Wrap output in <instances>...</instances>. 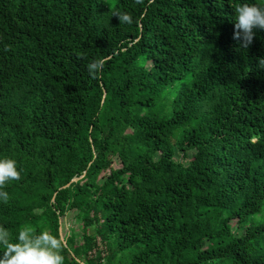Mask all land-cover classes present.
Segmentation results:
<instances>
[{
    "label": "trees",
    "instance_id": "obj_1",
    "mask_svg": "<svg viewBox=\"0 0 264 264\" xmlns=\"http://www.w3.org/2000/svg\"><path fill=\"white\" fill-rule=\"evenodd\" d=\"M242 3L264 6L0 0L14 242L30 225L63 241L64 264H264V29L233 39Z\"/></svg>",
    "mask_w": 264,
    "mask_h": 264
},
{
    "label": "clouds",
    "instance_id": "obj_2",
    "mask_svg": "<svg viewBox=\"0 0 264 264\" xmlns=\"http://www.w3.org/2000/svg\"><path fill=\"white\" fill-rule=\"evenodd\" d=\"M235 9V25L233 39L241 48H248L255 37V29H264V6L242 3L233 6ZM122 24L133 23L127 13H116ZM101 62L94 61L88 65L90 75L95 76L101 70ZM258 67L264 68V57L259 58ZM21 179L17 163L11 158L0 159V201L7 204L9 193L4 190L10 181ZM0 246L3 254L0 264H64L61 254L63 241L48 230L37 232L30 225H22L13 240L12 233L0 225Z\"/></svg>",
    "mask_w": 264,
    "mask_h": 264
},
{
    "label": "rangeland",
    "instance_id": "obj_3",
    "mask_svg": "<svg viewBox=\"0 0 264 264\" xmlns=\"http://www.w3.org/2000/svg\"><path fill=\"white\" fill-rule=\"evenodd\" d=\"M114 166H116V164H114ZM261 216L260 215H257L255 216L254 218H251L249 220V223H251L254 219H260ZM62 234H61V237L64 239L63 237V233L65 232H69L70 228H73V229H76L79 233H81V227L82 225L80 224V221L78 220V218L76 217V211L73 210V211H70L65 217H62ZM238 233H241V231H237ZM78 239H81L80 236H78Z\"/></svg>",
    "mask_w": 264,
    "mask_h": 264
},
{
    "label": "water",
    "instance_id": "obj_4",
    "mask_svg": "<svg viewBox=\"0 0 264 264\" xmlns=\"http://www.w3.org/2000/svg\"><path fill=\"white\" fill-rule=\"evenodd\" d=\"M73 180H77V178H74ZM67 185H69V184H67ZM67 185H66V186H67ZM64 187H65V186H64ZM61 230H62V228L60 227V232H61V234H62V231H61ZM64 240H65V239H64ZM65 243H66V242H65ZM82 264H85V263L82 261Z\"/></svg>",
    "mask_w": 264,
    "mask_h": 264
}]
</instances>
